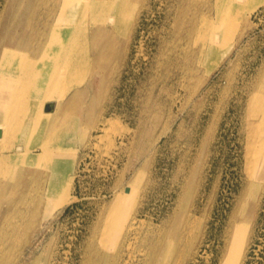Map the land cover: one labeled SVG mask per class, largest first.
I'll use <instances>...</instances> for the list:
<instances>
[{"label":"rangeland","instance_id":"obj_1","mask_svg":"<svg viewBox=\"0 0 264 264\" xmlns=\"http://www.w3.org/2000/svg\"><path fill=\"white\" fill-rule=\"evenodd\" d=\"M130 1L135 15L125 36L113 38L105 64L82 75L65 101L59 96L54 124L45 128V136L67 122L78 128L65 146L75 163L66 202L44 218L45 171L0 163L2 258L8 264H103L113 252L112 264H221L240 224L247 226L237 240L240 264H264V175L254 164L264 162V0ZM10 2L0 0V43ZM54 2L61 0H22L20 10L31 3L38 13ZM221 5L232 42L190 72V59L202 48L201 28L217 19ZM53 9L54 17L59 8ZM69 32L70 42L85 38L76 23ZM14 34L12 42L20 31ZM99 45L104 49V41ZM96 51L91 45L94 62ZM5 143L8 159L15 153L11 132ZM121 209L130 214L128 227L112 237ZM109 239L102 255L97 244Z\"/></svg>","mask_w":264,"mask_h":264},{"label":"bare ground","instance_id":"obj_2","mask_svg":"<svg viewBox=\"0 0 264 264\" xmlns=\"http://www.w3.org/2000/svg\"><path fill=\"white\" fill-rule=\"evenodd\" d=\"M21 1L22 0H11L10 4L8 5V19L4 21L5 30H2L3 43H0V163L3 165L6 163L17 164L19 166H26L28 168L32 167L36 170L40 169L41 171H45L46 178L44 179L45 183L44 189L42 190V195H46L47 193V195L50 196V199H53L51 201L49 199L47 202H45L46 211L43 217L46 218V216L52 215L54 211L60 207V205L66 202L65 193L71 190V185L74 182V153H72L70 149L67 150L65 146L67 145V138L69 139L68 134H72L73 131H78V128L75 127L74 121H72V123L67 122L64 124V128L67 130L62 128L61 130H56V132L54 131L52 134L50 132L46 136L45 128L47 125L49 126L54 124L53 118L55 120V116L57 115H54V113L59 110V96L62 94L61 97H63L64 100L70 88L82 82L84 79L82 75L89 72L91 68H93V65H96L100 68L103 66V64H105V61L107 60L105 57L106 49L111 45L114 37L117 38L118 36H125L135 15V7L130 0H88L85 3H83L82 0H61L58 5L54 2L52 8L44 9L41 12L35 13L34 10L30 9V6L34 5L31 3L26 5L25 9L20 10ZM236 4L237 3L233 1V6ZM55 6H58L59 9L57 10V14L53 17V14L55 13L53 7ZM224 8V5H221V9L217 12V19L214 21L204 22V27L201 28L202 48L197 54L193 55L192 53L193 56L190 59V67H188L190 72L194 71L199 64L203 65L208 60L210 61L213 58L211 56L214 55L215 52L219 55L217 50L221 49V53L224 47L228 43L230 44V42H232L231 38L228 37V31L230 30L232 23L231 20L228 19V14L226 15L227 12H225L223 15L222 12L224 11ZM241 10L242 8L237 9V13H239ZM88 19L91 20L90 25L85 29H82L84 21ZM75 23L77 30L80 33L84 32L83 35L85 38L80 39L78 42V39H76V42H70L68 41L70 34L69 29L70 26L74 25ZM14 30L20 31V34L17 39L12 42V37H16ZM10 33L12 34L10 35ZM100 40L104 41L105 50L103 48L100 49ZM91 45H93L97 50V61L95 60V62L92 58H90L89 49ZM71 48L73 50H71ZM75 49H77L79 52L77 53ZM122 49H124V47H122ZM31 54L34 57H30L29 55ZM111 69L113 70L114 68ZM77 97L78 94H74L66 102H64V100V107L68 106L69 103H71ZM48 104H53V106L56 104L57 106L55 108L53 107V111H46L44 108ZM262 111V120L264 123V108ZM50 120L51 124L49 123ZM52 125L49 127H52ZM71 129L73 130L71 131ZM8 132H11L13 136V146H11L9 150H15V153L6 159L5 157L3 158V145L7 144L5 143V138ZM37 148L39 151L35 152V149ZM259 153L260 160H264V145H262V149ZM254 164L257 165L256 169L258 175H264V162ZM39 198L40 201H45L43 197ZM51 203H53L52 206L50 205ZM122 209L121 214L126 215L125 219H123L121 222L120 220L122 215H117V222L113 227L114 232L112 237L116 236L119 232L121 234L123 231L127 230L125 228L128 227L127 221L130 214H126V211ZM117 212L115 214H117ZM106 214L107 217L105 220L108 221L112 213L107 210ZM13 217L14 216H12V218ZM29 218L27 221H29ZM246 227V225L243 226L240 224L235 227L231 242L221 264H240L243 247L241 249L239 248L240 246L237 240L241 238L240 242L243 241V237L246 234ZM23 232L21 233L23 234ZM18 235L20 236L21 234ZM136 235L134 236L136 237ZM147 237L148 236H146L145 239H147ZM19 238L18 240H20ZM102 239V236H100V240ZM110 240L111 239H109L107 242L106 240L99 242V245L97 244V246H99V252L102 251V255H104L106 250L111 247ZM5 243L6 242H4V244ZM15 243L17 242L15 241ZM19 243H21V240ZM120 243L121 246H124V244L122 245V241ZM126 244L128 243L126 242ZM115 245L116 243L113 247H115ZM121 246L120 248H123ZM134 246H137V244ZM127 248L128 247L126 245V249ZM157 249L158 247L153 245L151 254L152 258L155 256ZM120 250L121 249H119V251ZM18 252L20 251L18 250ZM110 253V256L108 255L103 264H112L111 260L116 254L113 252ZM2 254L3 253L0 254V264H8V262L2 258ZM147 254L150 255L149 252L146 253V256ZM130 256L128 255V257ZM131 258L133 257L131 256ZM89 259L91 260V258ZM148 260V264H154V260H151V262L150 259ZM81 261H84V259H81ZM92 261L93 260H91V262ZM126 262H128V260L122 264H127Z\"/></svg>","mask_w":264,"mask_h":264},{"label":"water","instance_id":"obj_3","mask_svg":"<svg viewBox=\"0 0 264 264\" xmlns=\"http://www.w3.org/2000/svg\"><path fill=\"white\" fill-rule=\"evenodd\" d=\"M53 104H48L44 109L46 110V111H52L53 110ZM0 136H1V131H0Z\"/></svg>","mask_w":264,"mask_h":264},{"label":"crops","instance_id":"obj_4","mask_svg":"<svg viewBox=\"0 0 264 264\" xmlns=\"http://www.w3.org/2000/svg\"><path fill=\"white\" fill-rule=\"evenodd\" d=\"M53 110H54V108H53ZM53 110H52V111H53Z\"/></svg>","mask_w":264,"mask_h":264}]
</instances>
